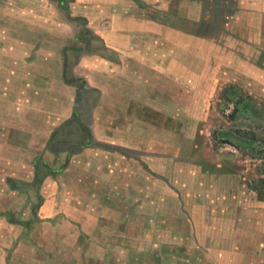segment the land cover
<instances>
[{"label": "rangeland", "instance_id": "374dc122", "mask_svg": "<svg viewBox=\"0 0 264 264\" xmlns=\"http://www.w3.org/2000/svg\"><path fill=\"white\" fill-rule=\"evenodd\" d=\"M134 1L135 16L156 25V28H152L150 41L152 46L155 45L151 50L152 61L158 59L160 65L165 62L163 70L147 71L150 79H157L156 83L150 80L149 91L141 86L130 88L120 81L117 83L116 79V84L111 87L109 69L105 65H109L111 61L125 62V58L128 57L125 43H117L106 36L108 35L106 33L111 32V19L120 13L119 6L122 3L120 0H0V72L8 69L16 71L14 68L18 67L19 78L23 79L27 72H31V75L38 77L39 82L53 84L55 98L52 99L54 92L50 91V100H46L48 103L41 109L52 111L59 117L54 119V125L59 127L57 130L59 134L54 137L53 133L50 141L53 137L54 144L52 146L49 142L46 147L49 149V156L54 158L51 161H54L53 170L62 167L60 172L51 173L40 163L35 166L39 175L50 177L48 179L46 177L40 184L33 181L27 185L16 179H7L4 175L7 173L14 175L18 167L8 168L0 161V218L2 211H8L9 220H20L22 207H27L31 203L37 210L43 204L40 194L52 197L56 205L61 202L63 214L70 217L69 202L60 200L59 197L64 193V189L72 187L76 196L78 187L84 183L75 182L78 179L75 177L80 174L81 169L76 168L78 162H84L85 158L91 161L94 157L102 158V154L105 155L112 149L107 143L113 140L120 142L118 141L120 137L113 128L122 121L125 124L126 122L123 117H115L112 99L121 95L126 96L132 90L135 94L147 96L148 91L150 98L147 99L152 102L147 104L146 109H141V105L135 103L134 114L138 118L128 124L133 123L134 127L141 129L149 124L152 133L148 139L145 138L146 140L166 138L165 142L168 145L174 143L182 147L172 150L167 148L164 153L166 157H162L167 163L161 165L162 173L167 179L165 181L176 189V194L171 200L173 203L167 201L165 196L159 197L157 206L152 204L153 196L146 198L148 201H140L139 205H135L136 213L130 214L128 219H121V215L119 219L116 218L124 222L120 223L123 226L121 231H118L119 236L123 237V242L119 246L121 253L132 249L142 250L141 252L168 249L175 264H197L195 262L197 247L194 241L196 233L203 252H206L205 248L209 246L210 239L214 236L218 237L216 240L222 239L226 232L223 229L224 223L231 221L230 225L238 226L241 220L247 225L246 243L243 240V230L241 241L236 231V238L232 237L230 240L231 245L235 247L232 250L237 251V254L243 253L252 264H260L254 262L256 256L251 257V254L264 255V187L260 183V179H264V93L252 86L241 85L238 76L229 74L230 71L221 66L222 62H219L222 60L221 54L215 56V62L211 61L208 58L206 42L202 43L204 51L198 56L184 52L189 51L192 46L191 41L194 39L191 37L189 40L183 38L182 48L176 49L180 37H176L175 33L190 34L193 20L195 22L200 17L206 19L208 16L203 13L211 12L212 19L216 14L219 18L214 23L217 28H222V4L214 0H147V3L142 2L140 7L137 0ZM171 12L173 16H170ZM12 18H16L17 22H12ZM206 29L207 25L200 24L199 35L203 34V37H206ZM155 33L158 36L155 37ZM76 37H79V41H76ZM205 40L209 41L207 38ZM113 43L116 44L115 48L110 46ZM138 43L139 40L131 41V45ZM155 48L164 51L158 56L154 54L157 51ZM180 50L184 53L180 54ZM31 51H35L34 56H30ZM45 56H49L52 63L47 65ZM25 57H28V60ZM176 57L183 61L182 68L175 65L178 61ZM58 61L62 63L60 69L57 68ZM28 62L33 63L30 65ZM191 64L192 66L195 64L197 70L190 67ZM127 71L124 70V73ZM130 75L143 77L142 71L137 70H133ZM180 79L185 80L182 88L175 82H180ZM60 82L70 88L69 92L59 87ZM229 86L237 89V98L242 100L233 115V103H228L224 108L221 103L222 92ZM127 88H130L129 91ZM58 94L68 100L58 98ZM164 94L169 98L163 103L168 107L165 116L154 111L160 107L156 102L158 96ZM22 108L30 109V103L23 105ZM172 108H175L176 112H173ZM174 115L176 117L172 119L171 116ZM39 121L40 125H44L43 119ZM79 126L88 129L87 138ZM51 127L53 126L48 128ZM138 134H135V137ZM141 136L142 134L139 138ZM11 147L14 145L11 144L7 149L4 147L2 151V157L8 161L13 160L16 155ZM70 147L79 148L69 155L67 160V149ZM80 149L89 154V157L83 153L79 154ZM44 154L42 151L30 150V157L38 156L40 161ZM139 157L141 159L142 154L136 161H139ZM156 158L154 157L152 162H157ZM201 161H204L205 166L202 167ZM175 162L182 165L174 166ZM169 163L172 165H168ZM91 164L93 162L88 161V165ZM65 166L71 170L65 174V176L68 174L67 178L71 183L65 185L63 189L62 172ZM158 166L143 164L141 168L147 171L150 168L157 170ZM86 168L87 172L90 171L89 167ZM136 169L140 170V167L136 166ZM239 190L245 191V198L241 196ZM16 191L17 193L24 191L28 198H22L20 194L15 197ZM11 193L15 198L7 197ZM71 198L68 200L71 201ZM239 199L245 200L246 209H235ZM91 200L93 201V198ZM128 202L130 204L131 201ZM173 204L180 206L182 212L175 213ZM227 207L233 208L231 210L233 213L228 214ZM34 215L36 217L29 218L27 224L31 225L33 221L37 223L44 219L36 212ZM259 223H262V227H259ZM213 227L218 229H212ZM15 233L14 230L11 231L12 242ZM124 238H130L135 242L126 243ZM260 241L262 253L258 250ZM15 248L16 245H12L1 254L2 264L5 257L7 255L10 257ZM102 250L104 257L107 254L106 249ZM199 258H202V255H199ZM42 264L46 262L42 261Z\"/></svg>", "mask_w": 264, "mask_h": 264}, {"label": "crops", "instance_id": "0c3cea01", "mask_svg": "<svg viewBox=\"0 0 264 264\" xmlns=\"http://www.w3.org/2000/svg\"><path fill=\"white\" fill-rule=\"evenodd\" d=\"M120 1L122 2L119 6V9L121 7L120 13H117L113 16L114 19H111V32L106 33L108 34L106 36L117 43H125L127 45L126 52L128 53V57L125 58L127 62H122L121 60L116 62L111 61L109 65H105L109 69L110 81H112L111 87L116 84V79L117 83L120 81V83H125L130 88L131 86H141L147 88L149 91L151 87L150 80L152 79H150L149 72L152 69L153 71L163 70L165 66V62L161 66L158 59H154L153 61L151 59V50L155 45L152 46L150 41L152 28H156V25L151 24L149 20L135 16L134 0H130V2L128 0ZM136 2L140 6V4H143L142 2L147 3V0H137ZM214 2L222 4V28H217L214 23L219 18L216 14L212 19L211 12L209 14L203 13L208 16L206 19L200 17L195 22L193 20L190 34H177L174 32L176 37H180L176 49L182 48L183 38L189 40V37H191V39H194L191 41L192 46L189 51L184 50V52L185 54L189 53L190 55L194 54L198 56L204 51L202 43L206 42L208 58L211 61L215 62V56L221 54L222 60H219L220 63L222 62L221 66L230 71L229 74L233 73L238 76L241 85L243 84L245 87L252 86L257 88L261 93H264V0H214ZM211 20H213V23H211ZM11 21L17 22V19L12 18ZM200 24L207 25L206 37H203V34L199 35ZM154 36L158 35L155 33ZM205 38L209 39V41L205 40ZM133 40H139V43L131 45V41ZM120 44L117 45L119 46ZM115 45L113 43L110 46L115 48ZM155 49L157 51L154 54L158 56L164 51ZM31 52L30 56H34L33 52L35 51ZM184 52L180 50V54ZM25 58L28 60V57ZM45 60L47 65L52 63L49 56H45ZM30 61H32V57ZM19 63L21 62L19 61ZM31 63L33 62H28L30 65ZM152 63L154 66H152ZM15 65L18 66L17 63ZM57 65L58 69L62 68L60 61H58ZM175 65L182 68L184 64L182 60L178 59ZM190 67H194L197 70L195 64L193 66L191 64ZM27 68L31 69V67ZM14 69L16 71L8 69L5 72H0V161L8 168L10 166L18 167L14 175L3 173L7 179H16L22 182V184L26 183L28 185L36 181L35 166H38L41 162H44L48 168L51 167V173L54 171L52 170L54 168V161L51 162L54 158L49 156L50 153L46 144L50 142L51 135L59 129L57 125H54V119L59 117L52 111H42L41 109L48 103L46 100H50V91L54 92L52 93V99L55 98L56 93L53 89V84L39 82L38 77L34 74L31 75V72H27L23 79L19 78L18 71L20 69L18 67ZM124 70H128V73H124ZM133 70L142 71L143 77H140L141 75L137 77L130 75ZM151 81L156 83L157 79H152ZM183 81L185 80L180 79V82H175H178L180 88H182V83H185ZM60 84L59 87L65 88L67 89L66 92H69L70 88L66 84L63 82H60ZM130 88H127V91ZM98 89L102 90L101 88ZM117 89H119L118 86ZM148 91L146 92L147 96L135 94L132 90L126 96L121 95L116 97V99H112V101L114 100V107L112 108L116 112L115 117H123L126 122L125 124L122 121L113 128L118 133L120 137L118 141L120 140V142L113 140L110 141L111 143H107L112 149L105 155L102 154V158H99V156L94 157L93 161L85 158L84 162H78L79 164L76 168L81 169L80 174L75 177L78 178L75 182L84 183L78 187L79 191L76 193V196L73 187L64 189L65 185L68 186L67 184L71 183L69 178H67L68 174L65 176L71 170H68L69 168L67 169V167L64 168L62 172L64 193L59 198L60 200L69 202L70 217L63 214L60 201V204L56 205L52 197H45L43 194H40L43 199L42 206L37 210L36 206L34 207L32 203L27 207L23 206L21 209L22 218L20 220H9V212L2 211L0 218V230H2L0 233V264H2L1 254L5 253V250L9 249L12 245H16V248L11 252L10 257L8 255L5 257L3 264H42V261L46 262V264H175L172 260L173 255L168 249L143 252L139 249L137 251H135L136 249H132L123 251L122 253L119 249V246L122 244L121 242H123V237L119 236L118 231H121L123 226L120 223L123 224L124 222L118 221L116 218L119 219L121 215V219H128L130 214L136 213L135 205H139L140 201H148L146 198L153 196L152 204L153 206H157L159 197L165 196L168 199L167 201H171L176 194V189L165 181L167 179H165L162 173L163 169L161 165H167L165 158H162L166 157L164 156L166 149H177L180 146L174 143L168 145L165 142L166 138H158L155 139L156 141L146 140L145 138L148 139L152 133L150 130L151 125L149 124H146V128L144 129L134 127L133 123L131 125L128 124L131 121L133 122L135 118H138L134 114L133 107L135 103L141 105V109H146L147 104L152 102L150 99H147L149 97ZM58 98L68 100L61 94H58ZM168 100L169 98L166 94L158 96L156 102L160 107L154 111L164 115L168 107L163 103ZM27 103H30L31 108L23 109V105H27ZM172 109H174L173 112H176L175 108ZM102 117L104 118V116ZM171 117L173 119L176 115ZM40 119H43V122L45 121L44 125H40ZM50 126L53 127L48 128ZM52 129H55V131H52ZM135 134H138L136 136L137 139ZM141 134L142 136L139 138ZM105 141L109 142V140ZM11 144L14 145L11 149L15 150L14 152L16 153L13 160H11L13 162L2 157L4 147L7 149ZM180 148L182 149V147ZM30 150L45 152L42 161L39 160L38 156L30 157ZM4 152L6 154L5 150ZM78 153H83L89 157V154L83 152L82 149ZM140 154H142L141 159L139 157V161H136ZM154 157H157V162H152ZM88 161L93 162V164L88 165ZM72 162L73 160L71 164ZM176 163L178 162H175L173 165H182V163ZM143 164L146 166H159L157 170L148 169V172L141 168ZM168 165L172 164L169 163ZM136 166L137 168L140 167V170H137ZM86 167H89L90 171L87 172L88 169ZM46 177L48 179L50 175L43 176L40 180L44 181ZM239 193L243 197L246 194L245 191L241 190H239ZM11 194L7 197L13 196ZM19 194L22 198L28 196L24 191L23 193H17L16 191L14 196L18 197ZM70 198L71 201L68 200ZM92 198L93 201L91 200ZM139 198L143 200H139ZM127 201H131L130 204ZM149 203L151 204V202ZM171 203L173 202L171 201ZM246 206L245 200L239 199L235 209H246ZM173 209L175 213L182 212L181 207L174 204ZM178 209L180 211L177 212ZM232 209L231 207H227V213H233ZM35 212L39 216L42 215L44 219L39 220L37 223L32 220L33 224H27L29 218L36 217L34 215ZM230 224L231 221L224 223L223 229L226 232L223 234L222 239L216 240L218 237L214 236V240H209V246L205 248L206 252H203V247L199 243L198 233H196V240L194 239V241H196L195 247H197V260L195 261L197 264H217V262L225 264H252V261H248L243 253L239 252L237 254V251L232 250L235 247L231 245L230 241L232 237L236 238V231H238L239 241H241V230H243V240L246 243V222L239 220L238 226ZM261 224L259 223V227H262ZM212 229L218 228L213 227ZM12 230L16 232L13 242L10 237ZM202 230L203 228H201ZM124 240L129 244L135 242L130 238H124ZM261 242H259V253H262L263 250ZM102 248L106 249L105 253H107L104 257ZM240 249L241 247H239ZM199 255H202V258H199ZM253 255L256 256L254 262L264 264V255L259 254L260 256H257L255 253L251 254V257Z\"/></svg>", "mask_w": 264, "mask_h": 264}, {"label": "trees", "instance_id": "16d2710c", "mask_svg": "<svg viewBox=\"0 0 264 264\" xmlns=\"http://www.w3.org/2000/svg\"><path fill=\"white\" fill-rule=\"evenodd\" d=\"M61 4H63V2H61ZM140 7H142V5H140ZM170 16H173V13L171 12L170 13ZM76 41H79V37H76ZM70 49V48H69ZM71 50V49H70ZM67 59V58H66ZM73 62V61H72ZM69 64H71V63H69ZM66 70H67V68H65ZM222 97H221V103H222V106H223V108H224V106H226L228 103H233V105H234V109H233V111H232V115L233 114H235L236 112H237V110H238V107H239V105L241 104V102H242V100H240L239 98H237V96H238V91H237V89H235L233 86H229L227 89H224V91L222 92V95H221ZM79 129H81V130H83L84 131V133H85V135H86V138H87V136H88V129L86 128V127H84V126H79ZM59 133L56 131V132H54V137H56L57 135H58ZM56 135V136H55ZM53 137H52V140L50 141V144H52V146H53V144H54V142H53ZM87 144H89V143H87ZM79 147H70V148H68L67 149V160H68V158H69V155H71L74 151H77V149H78ZM53 151V153H56V151L55 150H52ZM41 164L43 165V166H45V168L47 169V170H50L51 171V167L50 168H48L47 167V165H45L44 164V162H41ZM200 164L202 165V167L203 166H205L204 164V161H201L200 162ZM37 167V166H36ZM35 167V170H36V174H35V178H36V183L37 184H40L41 183V180H40V178H42L43 177V175L42 176H40L39 175V172L37 171V168ZM66 167V166H65ZM62 169V167L60 168V169H57V170H54V171H57V172H60L59 170H61ZM53 170V169H52ZM203 170L205 171V168H203ZM53 171V172H54ZM260 183L263 185V187H264V179H260Z\"/></svg>", "mask_w": 264, "mask_h": 264}]
</instances>
